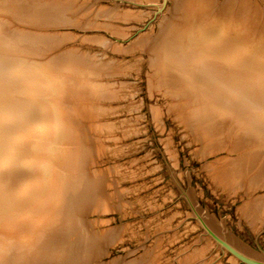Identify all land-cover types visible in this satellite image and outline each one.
<instances>
[{"label":"rangeland","instance_id":"rangeland-1","mask_svg":"<svg viewBox=\"0 0 264 264\" xmlns=\"http://www.w3.org/2000/svg\"><path fill=\"white\" fill-rule=\"evenodd\" d=\"M164 2L0 0V264H248L166 161L263 255L264 0Z\"/></svg>","mask_w":264,"mask_h":264},{"label":"water","instance_id":"water-1","mask_svg":"<svg viewBox=\"0 0 264 264\" xmlns=\"http://www.w3.org/2000/svg\"><path fill=\"white\" fill-rule=\"evenodd\" d=\"M128 3H130V2H128ZM166 3H167V0H165L163 5H140V6H158L159 12H161L163 10V8L165 7ZM132 4H134V3H132ZM136 5H138V4H136ZM155 17H156V15H155ZM161 152H162V150H161ZM162 154H163V152H162ZM163 156H164V154H163ZM165 161H166V159H165ZM166 163L168 165V168H169L174 180L176 181L177 185L179 186V188L183 192L184 198L186 199V201L188 202L192 212L196 216V219L201 223V225L208 232V234L211 235L217 241V244L221 245L222 249H227L230 253L234 254L235 256H237L239 259H241L245 263H248V264H264V252L263 251H261L263 253V255H260L259 253H256V252H250V251L242 250L240 248H236L235 246H233L230 243H228L226 240H223L213 229H211L205 223V221L202 219V217L196 211V209L193 206L192 202L190 201L189 197L186 195V193L184 192V190L182 189V187L178 183V181H177V179H176V177H175L173 171L171 170V168H170V166H169L167 161H166Z\"/></svg>","mask_w":264,"mask_h":264},{"label":"bare ground","instance_id":"bare-ground-1","mask_svg":"<svg viewBox=\"0 0 264 264\" xmlns=\"http://www.w3.org/2000/svg\"><path fill=\"white\" fill-rule=\"evenodd\" d=\"M166 57H168V56H166ZM56 204H57V203H56ZM57 206H58V205H57ZM53 207H54V206H53ZM55 208H57V207L55 206ZM53 209H54V208H53ZM54 210H56V209H54ZM57 210H58V208H57ZM57 210H56V211H57ZM51 211H52L53 214L55 215V211H53V210H51ZM45 214H47V213H45ZM53 214H52V215H53ZM56 215H57V212H56ZM49 216H50V214H49ZM41 217H42V216H41ZM47 217H48V216H46V218H47ZM54 218H55V217H54ZM204 218H205V217H204ZM39 219H40V218H39ZM39 219H38V220H39ZM44 219H45V218L42 217V219H40V220L43 221ZM47 219H48V218H47ZM40 220H39V223H42V222H40ZM45 220H46V219H45ZM45 220H44V222H45ZM51 220H53V218H52ZM51 220H50V221H51ZM208 220H209V219H208ZM208 220H207V222H208ZM211 221H212V220H211ZM37 222H38V221H37ZM45 223H46V222H45ZM209 223H210V222H209ZM34 224H35V223H34ZM34 224H33V225H34ZM209 225H210V224H209ZM35 226H36V228H37V226L40 227V225H35ZM212 226H213V225H212ZM33 228H34V227H33ZM36 228H35V229H36ZM204 230H205V229H204ZM217 230H218V228H217ZM219 230H220V229H219ZM215 232H216V231H215ZM206 233H207V231H206ZM220 233H221V232H220ZM31 234H32V233H31ZM37 235H38V234H37ZM37 235H36V236H37ZM209 236H210V235H209ZM223 236H224V234H223ZM208 238H209V237H208ZM212 239H214V238H212ZM223 239H224V238H223ZM224 240H225V239H224ZM228 243H229V242H228ZM233 243H234V242H233Z\"/></svg>","mask_w":264,"mask_h":264}]
</instances>
